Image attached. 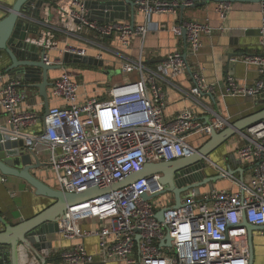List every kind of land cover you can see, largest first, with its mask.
<instances>
[{"label":"built area","instance_id":"1","mask_svg":"<svg viewBox=\"0 0 264 264\" xmlns=\"http://www.w3.org/2000/svg\"><path fill=\"white\" fill-rule=\"evenodd\" d=\"M87 1L64 0L54 16L43 5L39 19L32 20L38 24L37 32L25 41L38 48L45 64L63 67L64 54L88 56L85 47L68 41L86 39L85 31L101 39L115 36L126 48L134 36L146 34L153 14L175 13L180 3L139 0L144 22L131 27L127 20L91 19ZM258 3L257 51L228 60L253 68L256 76L242 83L231 70L227 71L222 97L264 99V0ZM0 9L9 10L3 5ZM230 9L231 3L216 4L218 26H211L207 20L180 21L171 27V32L181 36L185 30L190 54L196 55L202 47V37L228 29L225 21ZM89 41L110 50L107 44ZM123 53H119L123 58L121 71L135 77L109 85L99 95L81 100L80 84L64 68L51 78L48 95L61 99L63 104L49 107L45 128L41 115L28 108L23 79L0 72L1 142L22 140L26 151L32 146L53 188L69 193L90 186L112 188L146 163L179 159L195 151L188 140L190 136H209L230 125L227 117L215 111L208 123L198 120L189 109L166 118V95L157 78H175L189 69L182 52L169 53L155 69L146 66L141 57L131 59ZM93 58L101 61L100 55ZM192 78L193 85L184 92L187 96L197 100L203 93H215L216 85L206 82L200 71L194 72ZM239 135L242 144L234 153V166L206 160V166L229 186L203 193L189 189L179 208L171 207L173 198L170 203L159 199L166 187L160 181L161 174L141 177L69 206L59 222V233L75 243L60 251V260L65 264H248L242 217L252 225L262 226L259 233L264 237V119ZM145 193L151 195L147 200L143 198ZM163 209L160 222L155 214ZM166 233L171 237L169 247L159 244ZM87 238L96 240L95 253L84 246Z\"/></svg>","mask_w":264,"mask_h":264},{"label":"crops","instance_id":"2","mask_svg":"<svg viewBox=\"0 0 264 264\" xmlns=\"http://www.w3.org/2000/svg\"><path fill=\"white\" fill-rule=\"evenodd\" d=\"M0 1L4 3L6 8H9L10 4L13 2V0ZM216 4L217 3L210 2L203 7L186 8L183 9V11L177 8L175 13L153 14L150 18L149 29L146 34L143 37L134 36L129 46L126 48L121 47L115 36L113 38L101 39L94 33L85 31L88 35H85L86 39H70L68 41L72 44L85 47L90 57L100 55L102 65L88 68L83 66L84 64H64L61 69L52 70V74H50L49 78L51 80V78L57 76L62 71V68L71 73L74 78L75 74L82 75L90 71L102 73L104 72L103 70H108L109 72L111 67L120 68L123 63V58L119 56L120 52H124L123 54L131 59H138V57H141L146 66L155 69L156 65L169 53L180 51L186 53L189 69L175 78H157L158 84L162 87L166 95V118L170 119L180 111L189 109L195 113L198 120L205 122L212 116V111H215L227 117L231 124L238 119L256 112L259 107L263 105V103H261L263 98L252 100L248 98L221 96L223 91L221 89L223 88V82L227 71L231 70L237 80L242 83L251 81L256 76V72L253 68L246 67L240 61L229 63L227 55L232 54L236 58H239L241 55L257 51V28L260 24L259 3H231V9L225 21V25L228 29L223 32L216 31L210 36L202 37V47L196 55L190 54L189 47L187 43L184 42L182 35L176 36L171 32V27L180 21L207 20L211 26H218L220 21L215 10ZM5 13H7V10L0 9V18L3 17ZM115 13L117 16L122 17V19L118 18L114 20H126L123 19V10H116ZM143 18V12L136 11L134 14V25L142 24L144 22ZM89 40L98 41L101 44L104 43L103 45L107 44L110 50L101 49L93 45ZM3 68H5L4 64L0 63V72H3ZM196 71L201 72L206 82L216 85L215 93H203L197 100L192 99L184 93L193 85L192 75ZM135 75L133 77H135ZM105 78H103V80ZM117 79L111 77L110 85L126 80L127 78L124 79L120 77L119 80ZM24 89L28 93V108L41 115L40 122L43 125V98L39 95L37 88L25 86ZM47 91L49 93L50 87ZM96 95H99V92L91 93L87 91L83 95H80L79 98L84 100ZM61 104H63L61 99L53 98L48 95L49 107ZM196 140L197 139L193 141ZM241 144L242 142H239L237 139H228L225 143L212 151L209 158L219 162L223 161L225 165L229 164L234 166V163H237L234 153L236 148ZM204 171L208 176L214 173V170L210 166H206ZM33 173L45 183L49 185L52 184L47 175L48 172L45 171L43 167L34 169ZM2 177L4 181H1ZM212 186L218 189L228 187L229 184L227 181L220 179L213 183ZM209 189V185L200 187L201 193ZM200 199H203L202 195H200ZM51 203L52 200L50 199L36 197L34 195V190L29 187L25 181L16 177L2 176L0 174V215L4 217L7 223L15 225L23 220H27ZM2 228L3 226L0 223V230ZM50 237H52L51 248H49L46 253L42 252L37 259L31 258L29 260L24 249L21 248L19 257L20 264H27L28 260V264H42V260H45V264H65L60 260L59 253L73 246L75 241L63 238L60 233L53 234ZM83 244L89 252L95 253L97 251V244L94 238L84 239ZM252 246L253 264H264V237L259 231L253 232L252 234Z\"/></svg>","mask_w":264,"mask_h":264},{"label":"water","instance_id":"3","mask_svg":"<svg viewBox=\"0 0 264 264\" xmlns=\"http://www.w3.org/2000/svg\"><path fill=\"white\" fill-rule=\"evenodd\" d=\"M48 0H13L9 10L0 18V63H3L4 73L11 77L22 78L25 86L38 89L39 95L44 101L43 125L45 128V118L48 114V88L52 84L48 72L50 70L61 69V65H47L42 61V54L38 48L25 41L29 35L35 34L38 24L32 20H38L41 8ZM219 2H259V0H180L178 8L183 11L186 8L203 7L208 3ZM86 7L89 9L91 19L100 22L114 21L121 18L117 16L116 10H123L124 17L129 21L131 27L134 26V14L141 7L139 0H88ZM182 16V15H181ZM182 18V17H181ZM182 38L186 42V31H182ZM233 55H227L229 60ZM186 58V53H183ZM63 64L77 63L90 66H101L102 61H98L90 56H71L64 54ZM109 73V72H108ZM264 104V99L261 100ZM264 119V107L241 119L231 123L220 131H212L208 139L195 151L187 153L184 157L170 161L146 163L143 167L127 176L120 183L112 188L99 189L90 186L81 192H64L53 188L38 178L34 169L44 167L38 155L32 150V146L25 150L22 140H12L1 142L0 133V174L2 176H12L27 183L34 190V195L38 198H47L52 203L40 210L33 217L23 220L15 225L7 223L0 215V223L3 228L0 230V264H20V249L23 248L29 260L37 259L42 252H47L51 248L53 234L60 232L59 222L64 219L67 208L77 202L88 199L97 194H103L110 189L135 181L141 177L152 174H161L160 181L166 187L164 192H171L173 195L172 208H179L183 205L186 191L194 188L199 193L200 187L209 185L213 189V183L221 179L220 175H207L204 171L206 160L218 146L225 143L235 134H240L247 127ZM208 123V119L206 121ZM240 171V176L242 170ZM234 171H231V173ZM4 181V178H1ZM151 195L143 194L144 199H149ZM163 210H159L155 217L158 221H163ZM241 227L246 230L247 244L249 248L248 264H253V232L263 229L248 223L242 217ZM171 237L166 233L165 238L160 241L161 246H170ZM29 260L27 264L29 263ZM45 264V260L41 261ZM124 264V263H106Z\"/></svg>","mask_w":264,"mask_h":264},{"label":"rangeland","instance_id":"4","mask_svg":"<svg viewBox=\"0 0 264 264\" xmlns=\"http://www.w3.org/2000/svg\"><path fill=\"white\" fill-rule=\"evenodd\" d=\"M0 5H3L4 6V3L0 1ZM103 71L104 72H102V73H99L98 71H90L88 73H83L82 75L81 74H75V79L79 82V84L81 86L80 87V90H79L80 95H83L87 91H89L91 93H97L100 90L106 89L111 84L110 83V78L111 77H114L116 79L118 78L117 80H119L120 77H122L124 79L125 78H127V79L134 78L133 77L134 76L133 73H131V74H125V73H123L121 71V67L120 68L111 67L110 70H109V73H107L108 70L107 71L106 70H103ZM104 73H106V74H104ZM48 74L50 76V74H52V70H50L48 72ZM103 78H105V79L103 80ZM117 80H115V81H117ZM118 83H120V82H118ZM198 138H199L198 135H193V136H190L188 138V140L191 141V142H193V144L195 145V147L198 148L202 144H204V142L206 140V138L205 139H202V140H199ZM195 139H197V140L196 141H193ZM230 139H234V140L237 139L239 142H242V138L240 137L239 134H235ZM211 161L217 163L220 166H225L224 165L225 163L223 161L219 162V161H215L213 159H211ZM172 198H173V195H172L171 192H164L161 195H159V199H162L164 201V203H170V202H172Z\"/></svg>","mask_w":264,"mask_h":264},{"label":"trees","instance_id":"5","mask_svg":"<svg viewBox=\"0 0 264 264\" xmlns=\"http://www.w3.org/2000/svg\"><path fill=\"white\" fill-rule=\"evenodd\" d=\"M62 2H64V0H48V1H46V2L44 3V5H47V6L49 7L50 11L52 12V14H53V16H54V14H56V13H55L56 10L58 9V7L60 6V4H61ZM52 19H54V17H53ZM83 66H86V67H88V68H92V67H93V66H90V65H83ZM263 107H264V104L261 105V106L259 107L258 110L262 109ZM258 110H257V111H258ZM205 138H206V140H207V139H208V136L200 137V138H198V139H199V140H202V139H205ZM206 140H205V141H206ZM213 175H215V173H213Z\"/></svg>","mask_w":264,"mask_h":264}]
</instances>
